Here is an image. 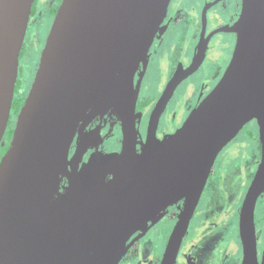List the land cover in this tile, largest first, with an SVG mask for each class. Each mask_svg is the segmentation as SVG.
I'll return each instance as SVG.
<instances>
[{
  "label": "water",
  "instance_id": "95a60500",
  "mask_svg": "<svg viewBox=\"0 0 264 264\" xmlns=\"http://www.w3.org/2000/svg\"><path fill=\"white\" fill-rule=\"evenodd\" d=\"M170 1L61 0L0 158V264H118L172 204L184 200L162 262L173 264L217 156L253 120L261 160L239 229L242 264H258L254 210L264 191V0H241L238 20L223 28L236 35L225 72L183 124L159 139V117L180 80L168 84L137 153L130 122L140 86L138 81L135 88L134 74ZM34 2L0 0V147ZM204 56L198 52L187 76ZM97 101L124 117L122 148L96 151L78 170L70 148Z\"/></svg>",
  "mask_w": 264,
  "mask_h": 264
},
{
  "label": "flooded vegetation",
  "instance_id": "af4514ba",
  "mask_svg": "<svg viewBox=\"0 0 264 264\" xmlns=\"http://www.w3.org/2000/svg\"><path fill=\"white\" fill-rule=\"evenodd\" d=\"M35 2L32 7L29 22L35 14ZM60 3L61 0L55 5H50L51 7L48 15L52 17V20L54 19ZM241 5V0L170 1L161 24V29L157 32L156 38L148 51L146 61L145 63L144 61L139 63L134 74L135 88L137 87L138 81H140V86L136 107L134 113L130 116V122L134 124V130L132 132L135 136V149L137 153L141 152L142 144L146 141L153 110L166 87L175 77L179 78L178 80L180 81L157 123L156 136L159 139L173 134L183 124L189 113L197 104L216 86L231 60L236 44V35L225 31L223 28L231 27L238 20L241 13ZM204 18L205 26L203 28ZM172 29H180L184 34L181 33L180 38L188 43L187 49L185 50V57H172L170 59L171 67L164 80L163 86L157 91V94L152 95V97L147 96L143 92L146 79L158 52H160L169 31ZM177 32H179L177 33L178 39L180 31L177 30ZM220 35L225 36V44L226 47L229 48L228 58L226 60L224 59L223 65H221L222 69L218 74H213V77L211 76L209 78L198 76L206 65L210 54L217 49L216 40ZM171 39L174 40L173 38ZM175 40L172 43H175ZM43 47L42 45L40 52H42ZM199 51L205 53L204 59L198 69L187 76L185 71ZM22 54L23 52L21 50L15 94L17 93L21 96L25 95L26 98L30 85L24 83L26 81L25 77L27 76L30 78L31 84L38 67L40 56L32 66L34 71L30 75L25 76L22 72L24 66ZM192 79L195 81L193 85L194 92L184 95L186 103L181 106L177 103L180 98V93L191 83ZM18 82L19 84L17 85ZM17 114L13 117L11 114L7 130L12 126L14 127ZM85 117L87 118L84 125L85 127L80 126L78 128L69 152V160L71 162L73 161L72 164H74L75 168L78 170L81 169L83 164L88 162L92 153L99 151L103 154H110L120 152L122 148V121L124 117L113 105L108 103L99 105V101H97L92 105ZM258 130V125L255 120L246 123L234 139L222 149L221 153H219L222 155L223 152L229 149L232 143H239L236 141L240 135H243L246 137V143L249 142L253 145V142H258L253 145V150H249L246 155H240L237 160L236 158L231 159L230 162L222 161L220 156L218 155L219 158L217 156L218 159L216 158L213 164L204 190L180 241L173 264H242L244 251L239 229L240 211L243 200L258 170L261 160V146ZM10 140H7L5 132L3 145L0 147V158L7 151ZM78 153L79 155H77ZM237 164H239L241 168L239 172L235 169ZM66 179L67 178L64 177V180ZM233 182H238L239 184L237 192H233V188L231 187V183ZM212 183L215 187L210 201L213 202L206 205L205 196ZM230 203L232 204L234 217H230L226 212L230 209L227 206ZM183 206L184 200L172 204L167 209L165 216L153 226L149 227L143 236L129 247L118 264H162L169 238L178 223V216ZM226 214L227 218L224 219L225 224L223 228L214 232L220 225L216 223L217 219H222L221 217ZM153 220L154 219H150L148 224L151 225ZM164 224V234L160 238H157L156 241L153 239L150 240L151 234L160 230ZM254 225L257 261L258 264H262L264 263V245L260 244V236L261 229L264 227V191L258 197L255 205ZM230 245H234L235 250L230 251ZM231 258H234L233 261Z\"/></svg>",
  "mask_w": 264,
  "mask_h": 264
},
{
  "label": "rangeland",
  "instance_id": "374dc122",
  "mask_svg": "<svg viewBox=\"0 0 264 264\" xmlns=\"http://www.w3.org/2000/svg\"><path fill=\"white\" fill-rule=\"evenodd\" d=\"M59 0H36L35 2V14L32 20L29 22L26 37L24 40V45L22 49V62L24 63L22 72L26 75H30L34 69L32 68L33 64L37 61L38 57L40 56V49L42 48V45L44 46L46 37L48 35L49 27L52 24V17H50L49 10L50 5H55ZM180 31V36L178 37ZM172 29L169 31L168 36L166 37L165 43L163 47L161 48L160 52H158V55L153 63V66L148 74V77L145 82L144 86V94L147 96L152 97V95L157 94V91L163 86L164 80L166 79L170 67L171 62L170 59L172 57L180 58L185 57V50L187 49V44L184 42L180 37L181 33L183 32L180 29ZM184 35V34H183ZM175 43H172L174 40ZM217 49L215 52L211 53L209 56V59L206 63V65L203 67L202 72L198 76L203 77H211L213 74H218L219 71L222 69L223 61L226 60L229 55V48L226 47L225 44V36L220 35L217 40ZM222 63V64H221ZM30 77V76H29ZM213 77V76H212ZM30 78L27 76L25 77V84L30 85ZM194 83L195 81H191V83L185 87L184 90L180 93V98L178 99L177 103L183 106L186 103L185 94L194 92ZM14 124V122H13ZM236 142L239 143H232V145L229 147V149L223 154H219L222 161L230 162L231 159L237 160V158L240 155H246V153L249 150H253V145H255L258 142H253L254 144L251 145V143H246V137L243 135H240ZM221 153V152H220ZM218 156V158H219ZM217 158V159H218ZM239 164L236 165V171H240L241 168ZM235 180H238L237 178H234ZM215 185L212 183L210 189L207 192L206 197V205L211 204L213 201H210V198H212V193ZM231 187L233 188V192H237L239 189L238 182L231 183ZM230 209H228L226 212L227 214L232 217V204L227 205ZM227 214L221 217L222 219H217V222L219 225V228L214 231L217 232L219 229L223 228L224 219L227 218ZM234 217V216H233ZM165 230V224L162 225L160 230H157L151 234L150 240L156 241L157 238H160L164 234ZM260 244L264 245V227L261 229V236H260ZM230 251L235 250L234 245L229 246ZM232 261L234 258H231ZM146 264V263H145Z\"/></svg>",
  "mask_w": 264,
  "mask_h": 264
},
{
  "label": "trees",
  "instance_id": "16d2710c",
  "mask_svg": "<svg viewBox=\"0 0 264 264\" xmlns=\"http://www.w3.org/2000/svg\"><path fill=\"white\" fill-rule=\"evenodd\" d=\"M18 84H19V82L17 83V85ZM24 98H25V95L21 96V95H18L17 93L14 95V99L12 102V112H11L12 117L16 116V114L20 110L21 106L23 105ZM12 132H13V126L8 128V130L6 131L7 140L11 139Z\"/></svg>",
  "mask_w": 264,
  "mask_h": 264
}]
</instances>
